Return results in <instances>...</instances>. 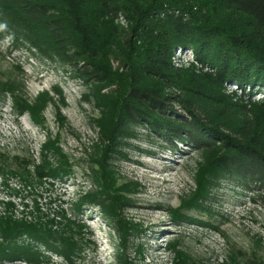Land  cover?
<instances>
[{
  "label": "rangeland",
  "instance_id": "374dc122",
  "mask_svg": "<svg viewBox=\"0 0 264 264\" xmlns=\"http://www.w3.org/2000/svg\"><path fill=\"white\" fill-rule=\"evenodd\" d=\"M215 1L203 0L200 13L264 44L250 18L215 10ZM30 5L47 15L31 17ZM172 13L166 7L147 18L146 36L132 34L133 13L106 16L96 0L0 1V260L17 258L4 264H264L263 194L218 168L217 151L123 116L132 89L158 88L189 101L213 133L234 141L257 135L264 149L262 81L225 76L201 54L216 53L200 46H176L169 58L174 36L165 27L153 51L139 50ZM57 22L66 56L51 38ZM170 105L179 118H191ZM213 181L203 208H191L204 198L191 200L193 193ZM184 201L191 209H181ZM180 212L192 221H174ZM24 226L42 243L17 234Z\"/></svg>",
  "mask_w": 264,
  "mask_h": 264
},
{
  "label": "trees",
  "instance_id": "16d2710c",
  "mask_svg": "<svg viewBox=\"0 0 264 264\" xmlns=\"http://www.w3.org/2000/svg\"><path fill=\"white\" fill-rule=\"evenodd\" d=\"M16 1L20 2L21 0ZM96 1L100 9L109 17L117 16V12L120 11L133 13L135 15L134 22L137 24V27L136 29L134 28L135 31L132 34L143 32L146 36V32L150 30V27H146L143 23H145L144 21L147 18L150 20V16L157 15L158 12L160 14L166 7L168 9L175 8L178 13L165 14L164 19L159 23L161 25L157 24L156 26L161 27L148 33L149 39L147 38V41L146 39L144 40L143 46L139 48L140 51L146 50V55L153 51L156 48L154 46L155 41H158L162 37V29L165 27V30L174 36L172 45L166 47L167 49L164 47L168 52L169 58L172 57L173 50L176 46H200L202 49H208L216 53L217 58L206 55L205 53L201 54H204L203 60L211 61L218 69H224L225 76H235L238 72H241L239 75L241 76L239 77L240 79L243 78L250 81L254 78L256 80L255 82L262 81L264 84V44L257 40L254 35L246 33V31L233 26L219 17L211 18L212 16L210 15L200 13L203 11V0H159V3H156L155 6H151L153 3H149L150 0ZM217 6L222 10L229 12L235 11L238 15L250 18L257 27L264 31V0H218L213 3V8L216 10ZM199 8L200 10L198 11ZM27 12L31 17L47 15L45 8H37L31 5L28 6ZM129 21L131 22L130 18ZM61 30L62 27L57 22L50 29V33L52 40L57 43L58 48L61 50V54L66 56L68 54L66 49L67 44L64 41ZM166 71L170 72V74L177 73V70L172 69L168 65ZM148 72H150V69H148ZM84 74L91 76L95 72L87 70ZM156 74L157 71L155 72V76ZM101 82H103L101 78L94 80L96 84ZM86 98L88 97L86 96ZM171 102L177 103L184 111L189 112L191 118L189 120L179 118L176 112L172 110ZM121 107L123 116L130 122L152 125L161 128L172 139L180 140L186 138L199 149L217 151L213 157L218 168L238 176L250 185H254L256 187L255 189L264 196V149H262L261 138L257 137V135L253 139L251 138L245 141H234L228 137H220V135L216 134L217 131L213 133L207 127L208 125L206 123L204 124V121L201 122V114L189 101L182 100L173 94H166L165 91L158 88L137 87L132 89L129 99ZM58 113V120L64 121L60 112ZM124 134L131 140L138 138V132L136 130H126ZM56 141L59 143L58 139ZM119 145L127 146L128 144L124 140H121L119 141ZM113 146L115 147V144ZM58 147L59 155L63 159V165L70 166L62 149L60 146ZM119 153L118 158L126 157L123 151H119ZM202 164V162L198 163V167H201ZM216 183L218 182L213 181L208 187L199 186L198 190L193 193L190 199L194 200L202 193H204V198L201 203L193 204L191 208H203V202L210 198L212 189H214ZM131 203L132 200L126 204L131 206ZM185 205L188 204L184 201L181 209H191ZM179 210L173 211L179 212ZM173 220L180 223L192 221V219L183 216L181 212L179 217H173ZM23 233H28L30 234L29 236L34 238L33 233H30L29 228L26 226L21 227L17 234L21 235ZM140 233H142V230ZM34 240L42 243L40 238L37 239L35 237ZM178 253L183 258H190L182 250H179ZM16 259L5 254L0 260V264H4L6 261L16 262ZM185 262V259L176 260V264H185Z\"/></svg>",
  "mask_w": 264,
  "mask_h": 264
},
{
  "label": "bare ground",
  "instance_id": "6f19581e",
  "mask_svg": "<svg viewBox=\"0 0 264 264\" xmlns=\"http://www.w3.org/2000/svg\"><path fill=\"white\" fill-rule=\"evenodd\" d=\"M137 135V134H136ZM137 137V136H136Z\"/></svg>",
  "mask_w": 264,
  "mask_h": 264
}]
</instances>
